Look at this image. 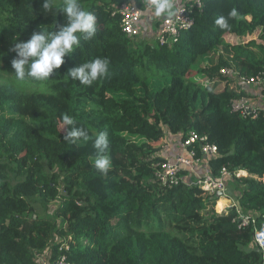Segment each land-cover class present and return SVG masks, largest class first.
<instances>
[{
	"label": "trees",
	"instance_id": "obj_1",
	"mask_svg": "<svg viewBox=\"0 0 264 264\" xmlns=\"http://www.w3.org/2000/svg\"><path fill=\"white\" fill-rule=\"evenodd\" d=\"M87 1L80 3L97 18L94 38L81 34L80 46L50 79L21 81L11 67L12 47L40 27L57 30L65 15L56 9L50 27L43 0H0V53L14 75L0 82V264H36V253L48 246L53 260L56 238L68 242L63 253L71 264H264L249 247L253 229L232 223L235 209L227 215L206 209L218 195L162 187L155 177L166 132L180 135L179 142L195 133L217 148L209 162L214 176L222 168L251 176L227 181L241 188L240 209L264 211V186L253 178L264 176V116L231 113V102L247 93L220 74L230 68L264 79V46L242 39L264 32V0L205 1L169 48L122 33L112 13L130 0ZM131 1L143 10L145 2ZM221 17L227 27L216 23ZM227 35L237 43H227ZM97 57L108 60L109 70L91 86L67 75ZM62 114L89 139L64 141ZM99 131L109 139L106 175L95 167ZM34 205L43 213H33Z\"/></svg>",
	"mask_w": 264,
	"mask_h": 264
},
{
	"label": "built area",
	"instance_id": "obj_2",
	"mask_svg": "<svg viewBox=\"0 0 264 264\" xmlns=\"http://www.w3.org/2000/svg\"><path fill=\"white\" fill-rule=\"evenodd\" d=\"M205 1L207 0H185L182 3H178L174 16L165 17L159 21L154 33L157 45L168 48L173 46L178 41L180 33L187 31L194 25L193 11L201 10ZM112 15L119 16L120 29L126 37H139L142 36L141 33L145 34L146 31H144V27L141 25L142 10L134 3L123 2L117 5ZM254 34L243 37L242 39L244 42L254 40L256 43L264 46V32L259 30ZM231 39L236 42L232 43ZM225 41L235 45L238 37L236 35H227ZM220 74L223 77L233 78L241 87L258 88L259 93L264 96V79L262 74L247 77L230 68L221 69ZM230 112L239 115L243 119L254 120L261 113L264 116V108L252 102L251 98L247 96L232 101L230 104ZM179 144L181 154L172 158H166L155 174L156 181L162 187L171 188L182 184L187 188H197L203 194H207L213 198L214 195L225 192L227 181L251 177L245 171L234 170L230 172L226 168L221 169L219 176H214L210 172L209 162L218 156V151L215 145L209 144L206 137H199L195 133H190L184 141L180 140ZM193 145L197 146L196 150L190 149ZM204 168L205 171H202ZM253 178L260 180L264 186V176L260 179L256 176ZM222 197L224 196H218L215 199L213 209L215 205L217 207V204H215L216 200H220ZM231 209H235L236 211V217L232 223L236 224L238 230L253 229L251 246L260 252L261 260H264V211L244 213L237 206H233ZM221 211L225 212V209H221ZM70 240L71 238L68 239V241ZM55 244L58 245V255L53 260L52 248L48 246L47 249H51V251H43L42 253L36 254L35 263L71 264L63 253L64 250H68V242L56 238Z\"/></svg>",
	"mask_w": 264,
	"mask_h": 264
},
{
	"label": "clouds",
	"instance_id": "obj_3",
	"mask_svg": "<svg viewBox=\"0 0 264 264\" xmlns=\"http://www.w3.org/2000/svg\"><path fill=\"white\" fill-rule=\"evenodd\" d=\"M141 1L146 2L147 0ZM148 7L154 10V15L157 17H172L176 14L174 0H148ZM42 8L46 12L51 9L61 10L65 15L66 22L57 30L52 28L49 31L40 27V30L33 32L28 40L14 44L11 50L16 53V57L11 61V67L14 69L17 80L22 81L26 77L37 81L50 79L54 70H58L64 63V58L71 56L73 51L80 46L81 34H83L84 40H90L96 34L97 18L81 5L80 0H63V5L59 8L53 6V0H43ZM235 14V12L231 13L232 16ZM216 23L222 28L228 26L227 20L223 17ZM154 33L155 30L153 31L155 40ZM108 70V60L97 57L90 62H84L69 69L67 75L71 79L79 81L81 85L91 86L93 82L104 78ZM247 97L249 96L247 95ZM61 119L65 125L63 129L65 132L64 141L75 144L77 141L89 139L85 129L75 126L73 117L62 114ZM93 147L97 151L95 167L106 175L111 167V159L107 155L109 139L106 131H99L95 134Z\"/></svg>",
	"mask_w": 264,
	"mask_h": 264
},
{
	"label": "rangeland",
	"instance_id": "obj_4",
	"mask_svg": "<svg viewBox=\"0 0 264 264\" xmlns=\"http://www.w3.org/2000/svg\"><path fill=\"white\" fill-rule=\"evenodd\" d=\"M91 1H97V2H103V1H105V0H89V1H87V2H91ZM61 2V0H54V2H53V6L54 7H56L59 3ZM46 14H47V19H46V21H48V23H49V25H50V27L53 25V23L55 22V16H56V9H51V10H49V11H47L46 12ZM150 28H151V26H150ZM141 37L140 38H138V39H142V40H146V41H148V42H150V43H154L153 42V31L152 30H149L148 29V31H146L145 32V34H143V33H141ZM231 41H232V43H234V42H236V41H234V40H232L231 39ZM246 42V41H245ZM0 50H1V47H0ZM6 59H5V56L2 54V53H0V82H7V81H11V80H13V71H11V69H9L8 70V66H7V64H6V61H5ZM244 90H245V87H242ZM64 129V127H62L61 128V130H63ZM176 137V136H174V135H170V133H167L166 132V134H165V136H164V139H163V141H162V143H161V145L163 144V147L161 148V150H165V148L167 147V143H168V141L169 140H171L172 138L171 137ZM181 138V137H180ZM176 141H178L179 142V138H176L175 139ZM248 174V173H247ZM249 175V174H248ZM230 181H232V180H230ZM240 187H239V189H231L228 185H227V187H226V190H225V192L224 193H218V195L219 196H224V197H222V198H224V199H226L227 200V202H222L221 204H220V209H217V207H216V205L214 206V209H215V211L218 213V212H221V213H218V215H223V213H226V214H224V215H227L228 213H229V209H231V208H233V206H237V208L238 209H240V207H239V205H238V202H237V200H236V198L239 196V192H240ZM239 190V191H238ZM203 196H206V197H208L209 199H211V197L212 196H209V195H207V194H203ZM225 197H227V198H225ZM210 202H211V200H210ZM219 202V200H216V203L215 204H217ZM33 206V205H32ZM57 206V202H54V203H52L49 207H48V209L46 210V214H47V216H50V214H49V212H51V211H53V209H54V207H56ZM34 211H33V213L35 212V213H39V214H42L43 212L42 211H44L39 205H34ZM226 208H229V209H226ZM207 210H209V209H212L213 211H214V209H213V204H212V202H211V204L208 206V208H206ZM221 209L223 210V209H225V212L223 211H221ZM214 211V212H215ZM42 212V213H41ZM215 212V213H216ZM216 213V214H217ZM250 248H253L252 246H251V244H250V246H249ZM37 254V253H36Z\"/></svg>",
	"mask_w": 264,
	"mask_h": 264
},
{
	"label": "crops",
	"instance_id": "obj_5",
	"mask_svg": "<svg viewBox=\"0 0 264 264\" xmlns=\"http://www.w3.org/2000/svg\"><path fill=\"white\" fill-rule=\"evenodd\" d=\"M181 1H185V0H174L175 8H176L177 4ZM129 2H132V1L130 0ZM165 17H167V16H160V17L155 16L154 10H152L148 7V0H147L144 4V8L142 10L141 25H143L145 27L144 31H147L148 29L154 31L155 24L157 22H159V20H161L162 18H165ZM150 26H151V28H150ZM244 91L247 93L249 98H251L252 102H254L255 104H259L260 106H262L264 108V96L261 93H259L258 88H251V87L245 86ZM179 136L176 135V137H173V136L171 137L172 139L168 141L167 147L165 148V150H162L159 154L162 158H165V159L166 158H172L178 154H181L180 144L178 141L175 140L176 138H179ZM203 170L205 171V168L202 169V171ZM45 251L48 252V251H51V249H47Z\"/></svg>",
	"mask_w": 264,
	"mask_h": 264
},
{
	"label": "bare ground",
	"instance_id": "obj_6",
	"mask_svg": "<svg viewBox=\"0 0 264 264\" xmlns=\"http://www.w3.org/2000/svg\"><path fill=\"white\" fill-rule=\"evenodd\" d=\"M222 202H227V200L221 198V199L219 200V202L217 203V209H220L219 207H220V204H221Z\"/></svg>",
	"mask_w": 264,
	"mask_h": 264
},
{
	"label": "water",
	"instance_id": "obj_7",
	"mask_svg": "<svg viewBox=\"0 0 264 264\" xmlns=\"http://www.w3.org/2000/svg\"><path fill=\"white\" fill-rule=\"evenodd\" d=\"M219 196V195H218Z\"/></svg>",
	"mask_w": 264,
	"mask_h": 264
}]
</instances>
